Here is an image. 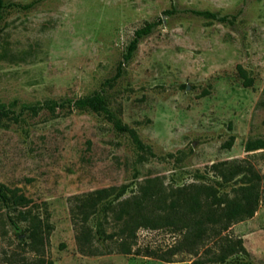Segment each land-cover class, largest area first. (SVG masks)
Wrapping results in <instances>:
<instances>
[{"label":"rangeland","instance_id":"1","mask_svg":"<svg viewBox=\"0 0 264 264\" xmlns=\"http://www.w3.org/2000/svg\"><path fill=\"white\" fill-rule=\"evenodd\" d=\"M3 14L0 183L30 198L49 230L32 249L28 224L0 208V264H191L203 249L171 254L181 233L167 227L139 228L130 253L101 237L98 253L82 251L70 198L109 186L128 197L148 178L233 195L245 176L222 182L211 165L224 160L249 163L264 193V148L245 149L248 139L264 137V0H6ZM159 18L125 61L134 30ZM239 66L252 85L244 86ZM94 91L139 143L100 113L26 107ZM102 216L90 218L93 230ZM225 233L245 248L226 264H264V200Z\"/></svg>","mask_w":264,"mask_h":264},{"label":"trees","instance_id":"2","mask_svg":"<svg viewBox=\"0 0 264 264\" xmlns=\"http://www.w3.org/2000/svg\"><path fill=\"white\" fill-rule=\"evenodd\" d=\"M6 0H0V39L2 19ZM168 11H165L167 13ZM197 14L216 16L208 10H194ZM220 20L227 16L219 17ZM160 22H146L143 26L134 30V35L126 46L123 55L124 60H129L137 48L139 40L148 35L152 28ZM119 62L116 75L121 73ZM239 72L243 78L244 86L252 85V78L239 66ZM72 106L80 110H89L103 114L118 132L128 131L132 133L139 143L136 133L108 106V102L100 91L80 96L74 99L47 100L38 106H26L36 111L39 108L49 107L52 111L56 107ZM8 110L0 105V116L6 115ZM233 136L225 142V147H230ZM264 148V137L250 138L245 143L247 151ZM214 172L222 182H229L239 174L245 176L242 184L234 189V194L220 193L213 185L207 183H189L177 187L166 188L160 181L148 178L140 182L137 192L124 198V191L118 192L116 187L109 186L94 189L80 195H74L70 199L71 215L75 227L79 230L77 241L80 249L85 251L88 246V254L98 253L94 240L101 237L103 241L113 240L118 245V251L130 253L135 242L136 232L139 228L156 229L167 227L181 233L179 242L171 247V254L184 250L195 255L198 249L203 251L191 264L205 262L226 264L228 257L238 251H245L240 238L233 239L225 232L236 222L245 220L254 215L258 206L264 200V193L259 189L262 176L257 173L245 160H224L211 165ZM31 199L19 191L18 188H9L0 183V208L12 209L15 215L11 220L19 219L28 224L29 246L39 250L47 237L49 223L44 221L31 205ZM103 212L99 227L93 230L89 224L92 216L98 211ZM88 222V223H87ZM105 225L116 228L113 232H106ZM114 236H116L114 238ZM211 243V245L209 244ZM86 244V245H85ZM159 258L169 260L162 254H156ZM34 264H54L52 260L38 258Z\"/></svg>","mask_w":264,"mask_h":264}]
</instances>
